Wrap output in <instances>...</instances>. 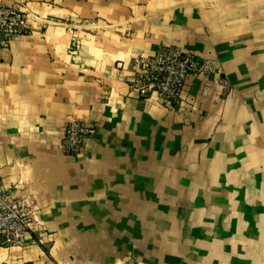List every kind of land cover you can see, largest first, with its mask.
<instances>
[{
  "label": "crops",
  "instance_id": "0c3cea01",
  "mask_svg": "<svg viewBox=\"0 0 264 264\" xmlns=\"http://www.w3.org/2000/svg\"><path fill=\"white\" fill-rule=\"evenodd\" d=\"M4 1L30 33L0 50V180L36 241L0 264H264V0ZM164 47L215 63L181 104L128 84Z\"/></svg>",
  "mask_w": 264,
  "mask_h": 264
},
{
  "label": "built area",
  "instance_id": "2783aa9c",
  "mask_svg": "<svg viewBox=\"0 0 264 264\" xmlns=\"http://www.w3.org/2000/svg\"><path fill=\"white\" fill-rule=\"evenodd\" d=\"M30 33L28 16L20 2L0 0V50ZM137 68L129 78L130 90L140 97H153L171 104H181L187 80L192 74H209L215 70L212 60H199L180 47H164L157 54L138 56ZM96 132L95 126L82 119H71L64 128L63 150L79 152ZM35 213L25 200L11 195L0 180V248H26L36 241ZM40 240V239H39Z\"/></svg>",
  "mask_w": 264,
  "mask_h": 264
}]
</instances>
